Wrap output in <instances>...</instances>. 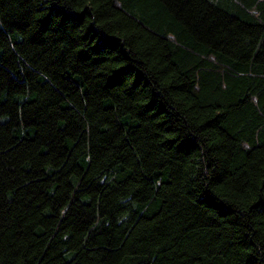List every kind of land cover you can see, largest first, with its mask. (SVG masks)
<instances>
[{"label": "trees", "instance_id": "16d2710c", "mask_svg": "<svg viewBox=\"0 0 264 264\" xmlns=\"http://www.w3.org/2000/svg\"><path fill=\"white\" fill-rule=\"evenodd\" d=\"M0 264H264V0H0Z\"/></svg>", "mask_w": 264, "mask_h": 264}]
</instances>
